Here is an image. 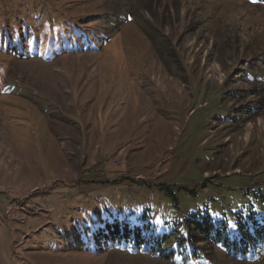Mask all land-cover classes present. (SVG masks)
Returning a JSON list of instances; mask_svg holds the SVG:
<instances>
[{
    "label": "rangeland",
    "instance_id": "374dc122",
    "mask_svg": "<svg viewBox=\"0 0 264 264\" xmlns=\"http://www.w3.org/2000/svg\"><path fill=\"white\" fill-rule=\"evenodd\" d=\"M19 16L97 35L0 54V264H264V1L0 0V31ZM95 210L150 214L169 242L65 250L71 219Z\"/></svg>",
    "mask_w": 264,
    "mask_h": 264
},
{
    "label": "trees",
    "instance_id": "16d2710c",
    "mask_svg": "<svg viewBox=\"0 0 264 264\" xmlns=\"http://www.w3.org/2000/svg\"><path fill=\"white\" fill-rule=\"evenodd\" d=\"M19 18H21L23 22L16 20ZM66 18L68 19L64 20L60 28H56L53 24H47L44 19H39L38 16H32L30 19L27 16H19L14 18L15 20L8 19L3 21L4 31H0V54L6 57L12 56L10 57L11 59H13L14 56L20 57L28 54L37 56L40 54V50H43V56L62 54L63 52H67L68 47H71V50L77 45L83 47L88 44L93 36L97 35L93 28L83 29L80 27L79 24H83V22L67 16ZM31 19H34L33 23ZM10 22L17 23V27L7 30L6 27ZM6 63H0V89L4 81V76L6 75L2 66L6 65ZM44 192L46 191H38L27 198L32 199ZM100 213V211L98 212V210H95L93 213L89 214L88 216L91 217L87 220L90 219V222L80 220L78 223H74L71 219L68 232L63 233V236H59L65 241V243H63L65 250L93 249L97 253H104L110 246L127 245L129 248L136 247L138 249L153 252L159 250V248L155 250L153 246L152 249L148 248V244L152 243L151 240H154L158 247L169 242L170 235L168 234L155 235L154 233H150L152 230V215L150 214L148 218H143L142 216L143 222L141 224H134L129 221L128 217H120L118 215L113 216L112 219H108V217L98 219L96 216ZM251 213L253 214V212ZM251 217L253 218V215L250 216V218ZM238 218L240 219L238 225L239 234H241L243 238H247L248 235L254 236L252 235L250 226L245 227L243 224V215H239ZM188 222L192 227L208 237L215 234V239L218 242L223 241V239H225L228 244L234 242V238H223L222 230L226 228V223L214 222L208 213H196L188 218ZM259 223L260 221L253 218L252 224L256 230L255 232H257V225ZM161 254L164 256L163 252Z\"/></svg>",
    "mask_w": 264,
    "mask_h": 264
}]
</instances>
